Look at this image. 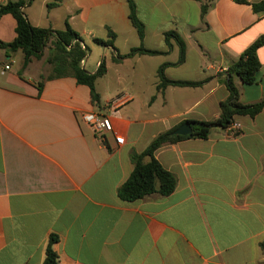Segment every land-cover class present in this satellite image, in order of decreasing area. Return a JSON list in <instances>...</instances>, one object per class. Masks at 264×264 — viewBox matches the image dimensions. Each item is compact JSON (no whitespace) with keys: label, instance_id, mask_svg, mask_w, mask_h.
Here are the masks:
<instances>
[{"label":"crops","instance_id":"0c3cea01","mask_svg":"<svg viewBox=\"0 0 264 264\" xmlns=\"http://www.w3.org/2000/svg\"><path fill=\"white\" fill-rule=\"evenodd\" d=\"M134 1L143 40L128 0H34L25 7L35 26L65 29L68 20L90 49L82 62L88 71L105 59L100 104L71 76L39 88L50 71L48 49L24 66L22 50L0 45V59L12 60V69L0 72V264H43L53 235L59 264H264V109L237 114L236 136L215 126L206 138L159 148L156 158L177 178L171 194L119 196L134 152L189 120L220 117L230 96L228 69L264 35V9L253 7L264 0H213L204 19L200 0ZM16 27L12 14L3 15L0 41H13ZM110 29L114 47L98 44ZM171 30L187 42L180 64L178 44L166 42ZM141 45L165 53L121 57ZM258 53L257 81L236 78L244 104L264 101V45ZM165 63L170 79L205 82L158 89ZM121 93L131 98L113 123L125 141L109 134L104 143L82 113H110Z\"/></svg>","mask_w":264,"mask_h":264},{"label":"trees","instance_id":"16d2710c","mask_svg":"<svg viewBox=\"0 0 264 264\" xmlns=\"http://www.w3.org/2000/svg\"><path fill=\"white\" fill-rule=\"evenodd\" d=\"M34 0H8L4 4H0V20L5 14H12L16 21L17 27L16 38L11 42L0 41V45L7 51L22 50L24 53V66L33 59L42 58L46 50L48 54L46 61L50 65L48 75L42 76V81L39 83V88L42 89L45 82L49 79L61 77H74L77 82L90 87L92 102L100 104L101 96L97 90V80L107 72L105 59H102L96 72H90L83 66V60L89 54V47L84 43L81 35L66 22L65 29H54L52 27L35 26L30 21L25 7L31 4ZM129 1L130 19L133 25L137 28L141 40L145 36V25L137 15V5L134 0ZM202 2V18L204 19L213 4V0H200ZM239 2H248L247 0H237ZM57 2L49 3V7L55 6ZM255 10H263L264 2L253 3ZM110 38H95V41L103 46H113L115 32L109 30ZM166 42L169 47L172 46V40L179 46L180 64L185 61L187 42L185 38L176 30H171L165 34ZM264 45V35L259 37L251 46L242 54L239 60L228 69L226 84L230 91V96L221 104V114L215 120L205 121L192 119L190 122L193 127V132L189 135H175L170 129L160 133L149 146L142 152H134L132 159L134 162V170L130 177L119 188V196L127 201H133L144 196L159 192L164 195L171 194L177 186V178L175 174L166 169L161 162L156 158V151L164 145L174 143L186 137L206 138L215 126L227 127L234 121L237 114L256 115L264 109V101L255 104H244L240 99V90L237 86L236 78L240 77L244 83L252 84L257 81L261 68L259 58V48ZM138 53L161 54L164 51L147 49L143 45L131 49L121 57H129ZM171 63H165L160 66L158 71L159 83L158 89L166 88L169 85L175 86H198L205 81L192 80H173L166 76L165 68ZM148 158V160H146ZM57 241V236L53 235L47 246L46 258L43 264H59V255L53 249L54 242ZM264 247V243L262 244Z\"/></svg>","mask_w":264,"mask_h":264},{"label":"built area","instance_id":"2783aa9c","mask_svg":"<svg viewBox=\"0 0 264 264\" xmlns=\"http://www.w3.org/2000/svg\"><path fill=\"white\" fill-rule=\"evenodd\" d=\"M12 69V60L0 59V72L7 73ZM128 93H121L113 98L110 102V113H98L94 111H85L82 113V120L86 123L97 137L107 143L108 135L113 134L115 141L118 144H123L125 137L114 130L113 117L120 115L121 108L130 100ZM231 136H236L241 132L242 124L237 121H232L227 126Z\"/></svg>","mask_w":264,"mask_h":264},{"label":"water","instance_id":"95a60500","mask_svg":"<svg viewBox=\"0 0 264 264\" xmlns=\"http://www.w3.org/2000/svg\"><path fill=\"white\" fill-rule=\"evenodd\" d=\"M228 75V73H227ZM193 132V127L190 122H185L183 125H181L179 128L175 129L173 131V134L175 135H189Z\"/></svg>","mask_w":264,"mask_h":264},{"label":"rangeland","instance_id":"374dc122","mask_svg":"<svg viewBox=\"0 0 264 264\" xmlns=\"http://www.w3.org/2000/svg\"><path fill=\"white\" fill-rule=\"evenodd\" d=\"M25 1H28V0H25ZM28 5H29V4H27L26 6H28ZM6 31H7V30H6ZM94 47H98V46L95 45ZM89 52H90V51H89ZM96 53H97V52L94 51V54H93V56H92V58H91V61L96 57V55H97ZM18 56H21V54L18 53ZM97 81H98V85L101 86V80H97Z\"/></svg>","mask_w":264,"mask_h":264}]
</instances>
